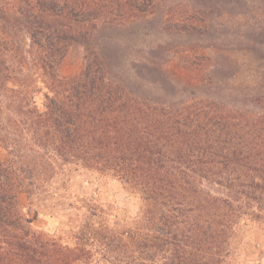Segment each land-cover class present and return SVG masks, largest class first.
<instances>
[{
  "label": "trees",
  "instance_id": "1",
  "mask_svg": "<svg viewBox=\"0 0 264 264\" xmlns=\"http://www.w3.org/2000/svg\"><path fill=\"white\" fill-rule=\"evenodd\" d=\"M223 1L0 0V264H240L264 226V69L239 77Z\"/></svg>",
  "mask_w": 264,
  "mask_h": 264
},
{
  "label": "rangeland",
  "instance_id": "2",
  "mask_svg": "<svg viewBox=\"0 0 264 264\" xmlns=\"http://www.w3.org/2000/svg\"><path fill=\"white\" fill-rule=\"evenodd\" d=\"M225 9L222 11L221 22L225 25L226 36L234 41V52L239 63V77L246 80L255 79L264 69V0H224ZM219 28H217L218 30ZM222 28L217 33L221 34ZM231 45V44H229ZM231 46H229L230 48ZM82 50L73 49L64 62L62 73L71 75L80 70ZM5 156L0 149V158ZM72 190L81 196L93 195L104 204L118 209L121 215L134 216L138 210V200L130 196L120 183L109 178L90 177L85 182L84 175L72 176ZM26 203L25 197H22ZM32 224L48 233L56 231L61 217H42L28 209ZM238 262L240 264H264V226L250 225L239 248Z\"/></svg>",
  "mask_w": 264,
  "mask_h": 264
}]
</instances>
